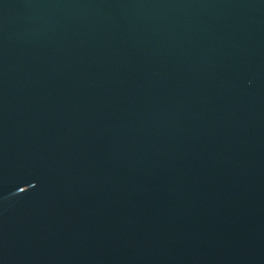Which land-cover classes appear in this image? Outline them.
I'll return each instance as SVG.
<instances>
[{"label":"water","instance_id":"95a60500","mask_svg":"<svg viewBox=\"0 0 264 264\" xmlns=\"http://www.w3.org/2000/svg\"><path fill=\"white\" fill-rule=\"evenodd\" d=\"M0 264H264V0H0Z\"/></svg>","mask_w":264,"mask_h":264}]
</instances>
